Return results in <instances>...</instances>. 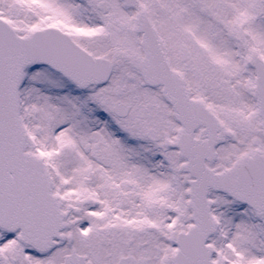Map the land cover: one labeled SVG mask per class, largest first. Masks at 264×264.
Returning <instances> with one entry per match:
<instances>
[{"label":"snow or ice","instance_id":"1","mask_svg":"<svg viewBox=\"0 0 264 264\" xmlns=\"http://www.w3.org/2000/svg\"><path fill=\"white\" fill-rule=\"evenodd\" d=\"M0 264H264V0H0Z\"/></svg>","mask_w":264,"mask_h":264}]
</instances>
